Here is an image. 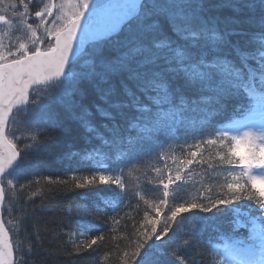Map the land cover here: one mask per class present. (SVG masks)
<instances>
[{"label": "snow or ice", "instance_id": "6c2138e0", "mask_svg": "<svg viewBox=\"0 0 264 264\" xmlns=\"http://www.w3.org/2000/svg\"><path fill=\"white\" fill-rule=\"evenodd\" d=\"M0 26L22 33L0 39V264H45V233L69 256L103 252L95 264H264V0H0ZM64 136L83 139L65 158L87 172L32 176L30 158ZM146 160L152 187L130 189ZM99 185L118 203L57 229L39 215L50 193ZM15 208L31 221L18 259L3 219ZM224 211L246 240L202 251L181 228L182 214ZM107 212L109 234L88 219Z\"/></svg>", "mask_w": 264, "mask_h": 264}, {"label": "trees", "instance_id": "16d2710c", "mask_svg": "<svg viewBox=\"0 0 264 264\" xmlns=\"http://www.w3.org/2000/svg\"><path fill=\"white\" fill-rule=\"evenodd\" d=\"M45 1L46 0H32L34 4L39 5L40 7L43 6ZM17 34H19V32L9 31V40L6 39L8 45L12 44V40L17 38ZM1 36L2 35H0V37ZM191 135V132L181 131V133H179V138L182 142L185 137H190ZM56 145V147L50 149L52 155H35L30 158L33 167H31L29 171L32 176H35L36 178L49 175L63 176L69 172L70 168L75 167H81L83 171L87 172L85 166L78 165L75 161H69L65 158V153L69 150L80 151L84 146L82 138L76 139L75 142H73L72 138L64 136L56 142ZM156 148L157 146L155 144H151L147 145L145 150L152 149L155 151ZM176 151L178 153V150ZM156 163L157 162L154 160H146L145 164H139L133 168L129 176V188L135 190L136 187L140 185L144 186L146 189H150L152 187L151 185L144 184V174L149 171L151 165ZM196 171L199 172V169H196ZM113 188L114 186L112 185H99L97 188L93 189H77L75 191L50 193L52 196V200L48 205L50 210L44 211L39 215L50 220V227L53 229H57L60 225L73 224L80 219V217L76 215L78 208L81 210V214H83L85 211L90 210L104 200L110 202H112V200L116 201L115 197L112 195ZM149 196L151 197V192H149ZM39 203V198H37L36 205H39ZM70 206L71 212H69ZM245 211H247L246 208H240L241 213ZM112 215V212H107L99 219H96L93 216H89L88 219L93 221L98 229H101L105 234H109V229L112 226ZM120 215L122 216L123 213L121 212ZM182 215L188 217L182 222L181 228L183 231H188L193 225L199 230V243L202 251L208 248L221 249L217 246L218 243H222L224 240L233 239L237 235L247 239L248 229H237L233 231L232 221H234L237 216L232 211H224L216 215L213 213L200 214V216H195L193 213H185ZM201 216H206L208 219H201ZM21 219L27 218L22 216L19 208L13 209L11 215L6 214V223L8 224L14 239V244L17 250V259L19 258L18 254L20 249H27L31 242V238L28 235V232L31 231V221L29 220L26 224L18 226V222ZM66 231L67 228H64L63 232ZM122 234V232L119 234H113L117 236V242H120L119 236ZM66 240V236L61 240L54 233H45L46 242L44 247L48 249V253L43 257L45 264H95L97 256L103 255V252H100L93 255L81 254L79 258H77L76 255L69 256L64 251ZM27 259L31 262L34 258L29 256ZM211 260V256H206L202 264H211ZM109 264H112V262L110 261Z\"/></svg>", "mask_w": 264, "mask_h": 264}, {"label": "rangeland", "instance_id": "374dc122", "mask_svg": "<svg viewBox=\"0 0 264 264\" xmlns=\"http://www.w3.org/2000/svg\"><path fill=\"white\" fill-rule=\"evenodd\" d=\"M56 2H57V3H60L61 0H56ZM45 3H47V0L45 1ZM5 7H6V5H5ZM30 21H31V19H30ZM30 21H29V22H30ZM50 26H51V25L49 24V25H44L43 27H50ZM1 27L3 28V26H1ZM43 27H42V29L37 33L38 35H42V34H43ZM17 33H18V32H17ZM0 35H2L4 39H7L6 33H0ZM17 37H22V33L19 32V34H17ZM14 38H15V37H14ZM16 40H17V38H16V39H13V40H12V44H15V43H16ZM3 43H4L5 45H8V43H7L6 41H3ZM247 130H248V129H247L246 127L242 128V127L239 126V125H237V126L233 129L234 132H237V131H247ZM253 132H254V133H258V129H253Z\"/></svg>", "mask_w": 264, "mask_h": 264}, {"label": "water", "instance_id": "95a60500", "mask_svg": "<svg viewBox=\"0 0 264 264\" xmlns=\"http://www.w3.org/2000/svg\"><path fill=\"white\" fill-rule=\"evenodd\" d=\"M5 227H6V225H5ZM7 228V227H6ZM8 230V229H7ZM8 233H9V230H8ZM9 239H10V242L12 243V240H11V235H10V233H9Z\"/></svg>", "mask_w": 264, "mask_h": 264}]
</instances>
